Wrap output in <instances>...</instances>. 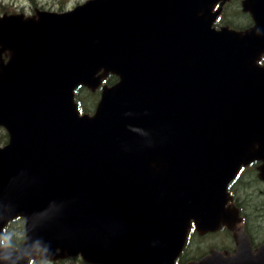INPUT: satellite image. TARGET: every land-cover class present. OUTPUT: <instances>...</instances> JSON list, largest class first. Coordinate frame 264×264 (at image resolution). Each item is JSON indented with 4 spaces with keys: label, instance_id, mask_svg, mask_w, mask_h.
I'll return each instance as SVG.
<instances>
[{
    "label": "water",
    "instance_id": "1",
    "mask_svg": "<svg viewBox=\"0 0 264 264\" xmlns=\"http://www.w3.org/2000/svg\"><path fill=\"white\" fill-rule=\"evenodd\" d=\"M225 1L87 0L0 18V235L25 223L0 264H174L191 222L199 235L231 226L228 183L255 160L264 180V0L243 1V32L212 28ZM110 73L118 82L80 116L75 88ZM235 238L234 255L187 264H264V245Z\"/></svg>",
    "mask_w": 264,
    "mask_h": 264
},
{
    "label": "rangeland",
    "instance_id": "2",
    "mask_svg": "<svg viewBox=\"0 0 264 264\" xmlns=\"http://www.w3.org/2000/svg\"><path fill=\"white\" fill-rule=\"evenodd\" d=\"M85 0H0V16L2 11L6 12H16V13H23L26 15H30L34 12L35 9H46L48 11H63L74 7L77 4L83 3ZM225 16L224 19L226 20L227 24L233 25L237 28H245L250 24V19L247 14H242L240 11V7L237 3L230 4L225 9ZM94 95V100L96 99L95 103H97L99 94L92 93ZM77 101L82 104V109L86 112L93 111L96 104H92V99L88 96V93L85 91H81L77 96ZM89 110V111H88ZM5 141V134L3 131L0 130V142ZM246 184H253L249 179L243 178L242 185L240 186V193L243 195V199L248 198V195L251 194V190L253 189L252 186H249L245 189ZM237 194H240L237 191ZM251 200V197L249 198ZM248 200V201H249ZM245 201L244 204L246 205L249 212H251V207L249 208ZM264 215V212H263ZM261 212H255L252 209V213L250 219H248V226L249 229L254 232H261L262 236L264 237V225H260L259 231L254 230V226L258 225L259 217L264 216ZM263 222V221H262ZM11 237H15L19 239L18 243L22 241L23 234H24V225L22 223L21 227L16 225V223L10 227ZM8 234V235H9ZM8 237V236H7ZM191 245L188 246L184 253V259L188 260L189 258H199L202 255L206 254L211 249H230L233 246L232 240V233L231 232H220L215 233L213 235H204L202 237L193 236L191 238ZM35 264H51L49 262H36ZM56 264H86L81 259H69L65 261H60Z\"/></svg>",
    "mask_w": 264,
    "mask_h": 264
},
{
    "label": "flooded vegetation",
    "instance_id": "3",
    "mask_svg": "<svg viewBox=\"0 0 264 264\" xmlns=\"http://www.w3.org/2000/svg\"><path fill=\"white\" fill-rule=\"evenodd\" d=\"M242 2V0H240V3ZM223 19V12L221 13V15L219 16V22L221 21ZM6 136V135H5ZM1 144H5V141L3 142H0V145ZM250 171H251V169H247L246 170V172H244V174L246 175V174H249L250 173ZM256 175H257V173L255 174V175H253V174H251L250 175V180H251V182H253V183H258L259 185H252V187L253 188H255V189H259V194H260V196H261V199H260V201H261V206L260 207H258V208H256V210H254L255 212H261L262 213V215H263V212H264V184H262V183H259L258 182V180H257V178H256ZM252 177H253V179H252ZM237 191V190H236ZM251 197V194L250 195H248V198H244V199H242V200H239V203L240 204H237V207L238 208H240L239 210H240V216H243L244 217V219L245 220H242V223L239 225V228L240 227H242L243 226V230H244V232L248 235V237L250 238V241H251V243H252V245L253 246H258V245H260V244H262V243H264V237L262 236V234H261V232H254V233H252V231L249 229V226H248V219H250V216H251V213H252V211L251 212H249L246 208V205L244 204L243 205V203L245 202V201H248L249 200V198ZM243 212V213H242ZM264 216V215H263ZM263 217L262 216H260L259 217V222H262V221H264V219H262ZM264 223L262 222V225H263ZM236 228H237V226H236ZM226 230H227V228H225ZM238 229V228H237ZM254 230H256V231H259V228L257 227V226H254V228H253ZM223 251H229V252H233L234 251V245L233 246H231L230 247V249H224Z\"/></svg>",
    "mask_w": 264,
    "mask_h": 264
},
{
    "label": "trees",
    "instance_id": "4",
    "mask_svg": "<svg viewBox=\"0 0 264 264\" xmlns=\"http://www.w3.org/2000/svg\"><path fill=\"white\" fill-rule=\"evenodd\" d=\"M117 79H116V77H114V76H110V77H108V79H107V84L108 85H111V84H113L115 81H116ZM82 91H85V92H87L88 93V96L90 97V99H92V102H93V99H94V95L92 94V93H90L89 91H87L86 89H84V88H82ZM255 186V185H254ZM260 199H261V196H260V194H259V189H255V188H253L252 190H251V200H249L248 201V203H247V205H248V207L250 208L251 207V211H252V209H254V210H256V208H258V207H260L261 206V201H260ZM247 209V208H246ZM248 210V209H247ZM249 211V210H248ZM263 223H264V221H263ZM15 224V223H14ZM14 224H12V226L14 225ZM262 224V222H258V225H256L259 229H260V225ZM16 225H19V228L21 227V225H22V222L20 221V220H17L16 221ZM264 225V224H263ZM20 229H22V228H20ZM10 232V230H7V232L6 233H9ZM11 234L12 233H10L9 235L7 234V235H5L4 236V242L7 244V245H10V246H12V247H16V246H18L19 245V243H18V241H19V239H17V238H15V237H11ZM8 236V237H7Z\"/></svg>",
    "mask_w": 264,
    "mask_h": 264
}]
</instances>
